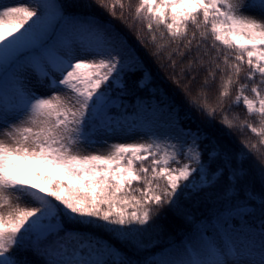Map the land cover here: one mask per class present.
<instances>
[{"label": "snow or ice", "instance_id": "obj_1", "mask_svg": "<svg viewBox=\"0 0 264 264\" xmlns=\"http://www.w3.org/2000/svg\"><path fill=\"white\" fill-rule=\"evenodd\" d=\"M118 10L130 31L129 16L146 21L153 44L154 27L183 42V66L162 65L183 101L98 15ZM233 85L259 127L224 112ZM237 127L264 145V0H139L127 15L124 0H0V264H264V152L231 146ZM136 134L146 142L108 144ZM96 145L110 150L79 154ZM165 205L190 229L179 245L159 243Z\"/></svg>", "mask_w": 264, "mask_h": 264}, {"label": "trees", "instance_id": "obj_2", "mask_svg": "<svg viewBox=\"0 0 264 264\" xmlns=\"http://www.w3.org/2000/svg\"><path fill=\"white\" fill-rule=\"evenodd\" d=\"M139 0H124L125 3V10L126 15L129 11L134 12L135 6L138 4ZM131 3L132 8L129 10L128 5ZM100 15V19L103 22H110L112 26H114L115 30L120 32L122 35L127 37V40L129 44L133 46L135 49L137 55L141 57V59L144 61L145 65L152 71L154 76V84L156 86H161L166 88L170 93L172 91H175L177 94L178 100L183 101L184 97L182 94H180V89L176 87V85L172 82V80L169 78L170 76V70H166L162 65L168 64L169 61L167 59L168 55L171 54L172 59L176 61L177 68L183 66L182 61L184 57L176 55V52L174 50L177 49V45L180 44V51H183L185 55L187 54V49H184L182 47L183 42H173L171 37L168 35L166 30L161 27L160 29L153 28V32L155 33L157 39L156 44H153L151 40L152 32H149L146 21H140L136 22L133 21L131 16L128 17V22L132 24L134 31H130L128 27L125 26V24L121 23L119 19V10L117 12V18L110 17L107 13H98ZM195 31L194 27L189 25V36L191 33ZM161 33H163V37H161ZM197 39H199V33L197 32ZM195 44V41H194ZM156 45H164L165 47L162 49L160 53V58L157 59L156 56L153 55L154 52H156ZM248 69L245 66L244 70L240 74V83H244V77L247 73ZM139 74L137 73V76ZM206 75L205 72L201 71L197 76L196 80L199 83L203 82L204 76ZM133 79H136V76L133 77ZM165 81L166 83H161V81ZM193 89V95L196 93V89L199 87L198 83H193L191 85ZM207 97V102L210 107H216L217 106V98L219 96V75H217V79L215 81H210L209 87L205 90L204 93ZM246 94L249 95V97H252V93L250 90H246ZM136 95L146 97L148 95L147 91H136ZM237 95V86L233 85L231 90L230 97L226 100L224 104V112L227 113L229 119H232L233 115H239L240 119L239 121H234V123H237V125L247 122L250 124H253L254 126L259 127V119L256 116H250L246 113V110L243 106H233V100L235 99V96ZM130 101L134 100V97H128ZM220 118H221V112L219 108L217 109L216 118L213 123L216 125L217 128H220ZM200 122L206 121V117H200ZM261 138L258 137L256 134L252 133L249 128L244 127L242 130L239 129V127L232 129V135L230 140L228 141L231 146L235 147L237 150L242 149L241 141H247L250 144H255L257 148L260 149L261 152H264V145H261L260 143ZM151 159V158H150ZM149 161H145V165L148 166L150 164ZM181 163L188 162L185 160L183 156L179 157ZM259 161L256 156H250L248 160L245 161V167H249L252 169L253 172H255V165H258ZM140 165L138 164L137 167ZM171 167H178L179 165L172 164ZM195 166V165H194ZM143 185H136L134 184L133 187H142ZM256 187L258 188L259 185L257 184ZM203 209L198 210L196 212L197 216L201 214ZM204 215H207L206 212H204ZM154 222L161 223L164 225L165 229V238L160 240L159 243L161 245H167L169 243L179 244L182 241H184L187 237V235L190 232V229L187 225L184 224L183 220H181L179 217L175 216L170 211V206L165 205L159 212V215L154 217ZM154 252L161 251V248L153 249Z\"/></svg>", "mask_w": 264, "mask_h": 264}, {"label": "rangeland", "instance_id": "obj_3", "mask_svg": "<svg viewBox=\"0 0 264 264\" xmlns=\"http://www.w3.org/2000/svg\"><path fill=\"white\" fill-rule=\"evenodd\" d=\"M27 0H4V3L9 5V6H17L19 4L22 3H26ZM4 137H0V139H3ZM119 142H125V143H139V142H146V138L145 140H141L140 135L136 134V135H132V136H128V137H111L108 140V144H114V143H119ZM76 149L74 148V151ZM110 149L107 146H103V145H96L94 148H80L79 149V154L81 155H86V154H92L93 152H99L100 154H107V152ZM26 178V177H24ZM13 206H19V207H28L30 205H26L23 203H19L15 197H13L12 200ZM3 211H7V208L5 209H0ZM180 244V243H179ZM178 244V245H179Z\"/></svg>", "mask_w": 264, "mask_h": 264}]
</instances>
